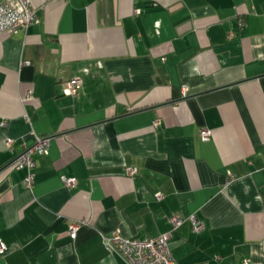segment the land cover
I'll return each mask as SVG.
<instances>
[{"label": "crops", "instance_id": "0c3cea01", "mask_svg": "<svg viewBox=\"0 0 264 264\" xmlns=\"http://www.w3.org/2000/svg\"><path fill=\"white\" fill-rule=\"evenodd\" d=\"M30 4L38 22L0 34V264H127L102 234L171 216L176 264H264V0ZM35 136L28 187L15 158Z\"/></svg>", "mask_w": 264, "mask_h": 264}, {"label": "built area", "instance_id": "2783aa9c", "mask_svg": "<svg viewBox=\"0 0 264 264\" xmlns=\"http://www.w3.org/2000/svg\"><path fill=\"white\" fill-rule=\"evenodd\" d=\"M138 12V10H136ZM38 22V17L34 8L30 4V0H0V34L11 35L18 30H25L29 25ZM229 36H233L230 34ZM82 85L80 77H73L64 82V93L70 96L78 94ZM185 90V86L182 85ZM156 119L154 123L156 124ZM3 126L4 122H0ZM211 131L209 128L203 127L199 130V137L202 141L209 139ZM11 139H7V144L11 143ZM50 146V137L35 136L31 146H26L25 150L15 158V165L19 168H26L27 173L24 176V183L31 187L34 182L32 168L34 160L32 154L46 155ZM136 168H128L127 173L134 175ZM61 180L65 187L73 188L76 185L75 177L61 176ZM158 199L162 198L161 193H156ZM192 223L193 231L198 232L202 228V224L194 215L189 216ZM183 218L171 216V229L167 233L159 234L155 237L146 238H130L125 237L119 230H114L110 234H102L101 239L104 247L111 253L120 255L127 264H176L169 246L170 233L176 230ZM84 224V220L70 223L68 232L71 238H75L77 230ZM6 250L5 244L0 240V254Z\"/></svg>", "mask_w": 264, "mask_h": 264}]
</instances>
